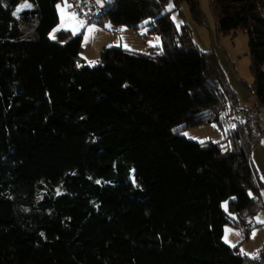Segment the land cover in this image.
Returning <instances> with one entry per match:
<instances>
[{
  "label": "trees",
  "instance_id": "1",
  "mask_svg": "<svg viewBox=\"0 0 264 264\" xmlns=\"http://www.w3.org/2000/svg\"><path fill=\"white\" fill-rule=\"evenodd\" d=\"M170 1L201 21L198 0H106L94 23L150 19L162 44L105 48L89 66L81 36L49 38L61 0H0V264H264V246L248 256L223 241L226 225L248 238L263 208L251 153L264 120L223 126L240 98L217 55L177 29ZM211 6L220 31L247 33L246 87L264 109V0ZM211 123L224 141L182 135Z\"/></svg>",
  "mask_w": 264,
  "mask_h": 264
},
{
  "label": "rangeland",
  "instance_id": "2",
  "mask_svg": "<svg viewBox=\"0 0 264 264\" xmlns=\"http://www.w3.org/2000/svg\"><path fill=\"white\" fill-rule=\"evenodd\" d=\"M105 1L93 0L101 7L104 6ZM80 2L81 0H61L59 2L57 5L59 23L49 32V38L56 39L62 31L69 32L72 37L81 36L83 48L81 58L87 65L94 66L97 64L101 58L102 50L105 48H123L129 51L149 53L150 48L161 46L160 35L150 31V19L146 20L138 30H132L125 25H115L110 21H106L103 25L84 22L74 13L73 9ZM198 2L202 14L199 22L195 20L186 1L181 2L179 6H175L170 1L165 10H171V19L178 30L182 26L188 27L195 45L201 52H213L217 55L231 86L240 98V106H253L252 94L246 87V85H251L254 82L247 33L243 30L223 33L218 29L217 17L211 6V0H198ZM26 7L32 6L25 2L17 10L20 11ZM37 25L38 20L34 19L24 29H35ZM23 37L27 40H36L37 34L32 31ZM182 135L189 140L202 143L203 146L220 143L226 138L225 130L216 123L186 129ZM251 157L259 174L264 178V132L260 143L252 150ZM222 206L223 210L229 213L228 201H225ZM248 234L249 237L246 238L243 229L226 225L223 241L232 243L230 244L231 247L239 248L241 253L249 256L258 255L264 246V208L259 210L252 220V228Z\"/></svg>",
  "mask_w": 264,
  "mask_h": 264
},
{
  "label": "built area",
  "instance_id": "3",
  "mask_svg": "<svg viewBox=\"0 0 264 264\" xmlns=\"http://www.w3.org/2000/svg\"><path fill=\"white\" fill-rule=\"evenodd\" d=\"M73 9L74 13L84 22H94L98 20L103 12L93 1L88 5H83L82 3L77 4ZM248 114L264 120L263 109L257 101H255L253 107L250 109L228 105L226 112L221 115L220 120L225 128H230L236 126L240 122H244ZM261 204L264 208V194L261 195Z\"/></svg>",
  "mask_w": 264,
  "mask_h": 264
},
{
  "label": "crops",
  "instance_id": "4",
  "mask_svg": "<svg viewBox=\"0 0 264 264\" xmlns=\"http://www.w3.org/2000/svg\"><path fill=\"white\" fill-rule=\"evenodd\" d=\"M248 107H250V106H244V108H248ZM253 163H254V161H253ZM254 165H255V167H256V169H257V172H258V174H259V171H258V168H257V166H256V164L254 163ZM259 176H260V178H261V180H262V182H263V184H264V178L259 174ZM264 190V189H263ZM227 243V242H226ZM227 244H229V243H227ZM230 244H232V243H230ZM229 244V246H232V245H230ZM233 248V247H232ZM237 248V247H236ZM239 249V248H238ZM240 251V250H239ZM240 253H241V251H240ZM241 254H244V255H246L245 253H241ZM249 256V255H248ZM255 256V255H254Z\"/></svg>",
  "mask_w": 264,
  "mask_h": 264
}]
</instances>
